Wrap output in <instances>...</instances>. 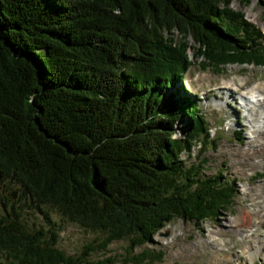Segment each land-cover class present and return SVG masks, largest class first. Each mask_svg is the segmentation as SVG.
<instances>
[{
  "label": "trees",
  "instance_id": "16d2710c",
  "mask_svg": "<svg viewBox=\"0 0 264 264\" xmlns=\"http://www.w3.org/2000/svg\"><path fill=\"white\" fill-rule=\"evenodd\" d=\"M232 2L0 0V250L13 262L94 264L57 248L54 211L102 234L85 255L231 206L223 172L183 159L205 118L178 82L191 47L257 59ZM36 209L49 226L21 218Z\"/></svg>",
  "mask_w": 264,
  "mask_h": 264
},
{
  "label": "rangeland",
  "instance_id": "374dc122",
  "mask_svg": "<svg viewBox=\"0 0 264 264\" xmlns=\"http://www.w3.org/2000/svg\"><path fill=\"white\" fill-rule=\"evenodd\" d=\"M232 7L244 11L250 21L264 30V0H233ZM192 43L195 41L192 40ZM194 52L192 49V53ZM205 58H195V64L189 68L181 82L187 83L185 88L190 93L202 98L199 103L211 128L209 138L214 139L218 145L211 142L209 146L202 148L195 146L192 156L186 154L185 157L188 161H194L207 156V172L210 173L225 162L227 167L249 178L250 183L240 195L241 203L236 204L232 212H223L216 220L208 218L200 226L195 225L194 221L176 217L163 229V234L156 236V242L136 246V254L142 253L146 248H153L158 255L163 253L161 261L146 264H264V218L257 219L258 224L253 226L250 218L245 219L248 215L250 217V214L246 215L247 209L252 210V218L255 220L259 207L264 205V175H260L261 181L256 183L250 178L249 165L237 164L244 157L261 163L264 152L236 147L237 140L240 139L235 138L233 132L237 114L242 116V123L264 116V99L259 104L251 101L246 104L242 97L243 93L253 92L255 85L259 87L258 93L264 94V63H232L216 69L213 65L207 67ZM199 144L202 142L197 145ZM262 164L264 165V161ZM254 167L258 171L264 170V166ZM35 211L25 213V217L31 221L32 226L39 227L46 221L40 218L37 209ZM53 216L61 229L59 247L69 253L82 251L84 243L98 237L94 230L69 221L58 213ZM108 248L109 250L94 253L93 258L97 260L108 256L115 261L113 264H138L136 259H132L133 248L129 241L117 240Z\"/></svg>",
  "mask_w": 264,
  "mask_h": 264
},
{
  "label": "bare ground",
  "instance_id": "6f19581e",
  "mask_svg": "<svg viewBox=\"0 0 264 264\" xmlns=\"http://www.w3.org/2000/svg\"><path fill=\"white\" fill-rule=\"evenodd\" d=\"M224 29V28H223ZM225 30V29H224ZM254 90H253V92H251V93H243L242 94V97H243V99L244 100H246L245 102H246V104L248 103V100H252V102H259L260 103V101H261V99L262 98H264V95L263 94H258V89H259V87L258 86H254V88H253ZM192 95V94H191ZM241 139V141H244V139L243 138H240ZM12 182L10 183L12 186H16V184L14 185L13 184V180H11ZM3 192H5L6 194H7V191L4 189V191ZM263 237H264V234H263Z\"/></svg>",
  "mask_w": 264,
  "mask_h": 264
}]
</instances>
